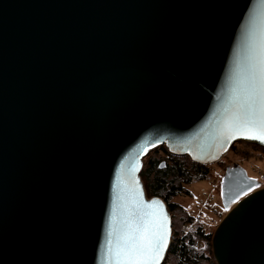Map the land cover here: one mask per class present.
I'll return each instance as SVG.
<instances>
[{"label": "water", "instance_id": "95a60500", "mask_svg": "<svg viewBox=\"0 0 264 264\" xmlns=\"http://www.w3.org/2000/svg\"><path fill=\"white\" fill-rule=\"evenodd\" d=\"M262 45L264 0H0V264H108L136 188L164 264L143 159L264 149L223 135ZM257 187L225 172L215 264H264Z\"/></svg>", "mask_w": 264, "mask_h": 264}, {"label": "snow or ice", "instance_id": "6c2138e0", "mask_svg": "<svg viewBox=\"0 0 264 264\" xmlns=\"http://www.w3.org/2000/svg\"><path fill=\"white\" fill-rule=\"evenodd\" d=\"M223 135L227 140L244 138L264 144V45L250 64ZM170 235L163 205L158 201L146 203L142 190L136 188L124 205L119 229L113 227L110 232L113 239L109 241L108 264H160Z\"/></svg>", "mask_w": 264, "mask_h": 264}, {"label": "rangeland", "instance_id": "374dc122", "mask_svg": "<svg viewBox=\"0 0 264 264\" xmlns=\"http://www.w3.org/2000/svg\"><path fill=\"white\" fill-rule=\"evenodd\" d=\"M161 150V147H157L147 152L143 159L142 170L146 168L147 163L145 164V161H148V159H150L148 162V164L150 163V166H152L153 161L156 164L163 162L171 165V161L165 157ZM172 157L176 158L173 160L177 161L178 159L179 164L187 161L192 162L187 156ZM208 167L210 169L208 177L201 181L193 180L189 185H182V193L178 196L170 197L169 199L171 203L176 205L173 211L168 210L172 221L171 244L175 241L177 235L190 234L199 225H202L206 234L211 233L212 238L216 226L227 213L221 203V184L227 169L232 167H242L247 175L258 183L256 189L264 188V181H262V173H264V149L256 145L245 142H236L222 159L217 163L208 165ZM152 171L154 172V175L157 174L158 177L163 175L158 167L154 168ZM185 179L186 178L180 179L175 185H178ZM185 191H189V196H185ZM157 194L158 195L155 197L160 198L163 201L164 196L169 193ZM146 196L148 195L146 194ZM199 248L200 246L197 247V249ZM212 261L215 262L213 256ZM175 262V259H169L167 261L165 260L164 264H175Z\"/></svg>", "mask_w": 264, "mask_h": 264}, {"label": "trees", "instance_id": "16d2710c", "mask_svg": "<svg viewBox=\"0 0 264 264\" xmlns=\"http://www.w3.org/2000/svg\"><path fill=\"white\" fill-rule=\"evenodd\" d=\"M161 152L171 161V165L165 164L163 169L159 171L163 173L161 177L154 175L152 171L161 164L152 162L150 166V159L145 161L146 168L141 172V179L144 185L145 192L148 199L158 195L157 193H169L164 196L165 202L169 211H173L175 204L170 202V197L178 196L182 193V185H189L193 180L201 181L209 176L210 169L207 166L194 164L192 162H183L179 164V160L170 156L164 147H161ZM186 178L183 182L175 185L180 179ZM189 191H185V196H189ZM184 195V194H183ZM161 197V196H159ZM211 233L206 234L202 225L190 234H180L175 237V241L171 244L167 260L175 259V264H215L212 261V253L210 246ZM200 246L199 249L197 247ZM166 264V263H165Z\"/></svg>", "mask_w": 264, "mask_h": 264}, {"label": "built area", "instance_id": "2783aa9c", "mask_svg": "<svg viewBox=\"0 0 264 264\" xmlns=\"http://www.w3.org/2000/svg\"><path fill=\"white\" fill-rule=\"evenodd\" d=\"M262 181H264V173H262Z\"/></svg>", "mask_w": 264, "mask_h": 264}, {"label": "flooded vegetation", "instance_id": "af4514ba", "mask_svg": "<svg viewBox=\"0 0 264 264\" xmlns=\"http://www.w3.org/2000/svg\"><path fill=\"white\" fill-rule=\"evenodd\" d=\"M159 170L161 169V168H158ZM163 169V168H162Z\"/></svg>", "mask_w": 264, "mask_h": 264}]
</instances>
